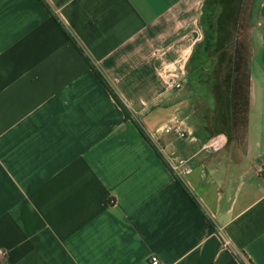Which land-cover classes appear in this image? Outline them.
Returning <instances> with one entry per match:
<instances>
[{"label":"crops","instance_id":"crops-1","mask_svg":"<svg viewBox=\"0 0 264 264\" xmlns=\"http://www.w3.org/2000/svg\"><path fill=\"white\" fill-rule=\"evenodd\" d=\"M44 1L161 157L39 0H0V264H264V0L243 114L234 71L182 90L204 0Z\"/></svg>","mask_w":264,"mask_h":264},{"label":"rangeland","instance_id":"rangeland-1","mask_svg":"<svg viewBox=\"0 0 264 264\" xmlns=\"http://www.w3.org/2000/svg\"><path fill=\"white\" fill-rule=\"evenodd\" d=\"M251 7L252 0H204L199 19L202 37L185 67L182 90L200 95L208 82L225 83L223 78L234 71L238 73L234 80L231 79L236 92L235 109L243 114L247 62L255 34L252 27L257 19V12ZM217 49L221 50L219 54ZM222 52H226V58L221 55ZM216 55L224 61L223 67L211 75ZM226 66L229 70H225ZM240 126H243L242 118Z\"/></svg>","mask_w":264,"mask_h":264},{"label":"trees","instance_id":"trees-1","mask_svg":"<svg viewBox=\"0 0 264 264\" xmlns=\"http://www.w3.org/2000/svg\"><path fill=\"white\" fill-rule=\"evenodd\" d=\"M42 5L44 6V8L50 13V15L54 18V20L58 23V25L64 30L66 36L69 38V40L74 44V46L76 47V49L82 54V56L84 57V59L86 60V62L89 64V66L91 67V69L93 70V72L95 73V75L97 76V78L99 79V81L102 83V85L106 88V90L110 93V95L112 96L113 100L116 102V104L122 109L126 119H129L134 126L136 127V129L138 130V132L140 133V135L144 138V140L155 150V152L160 155V152L158 151L157 147L154 145V143L150 140V138L148 137V135L145 133V131L142 129V127L139 125V123L133 119L131 113L129 112V110L126 108V106L121 102V100L119 99V97L115 94V92L113 91V89L110 87V85L108 84V82L104 79V77L101 75V73L96 69V67L94 66V64L91 62V60L89 59V57L84 53V51L80 48V46L78 45V43L76 42L75 38L70 34V32L64 27V25L61 23V21L57 18L56 15H54L48 4L44 1V0H39ZM262 0H252V7L253 10L256 11L258 13L259 10V6L261 4ZM251 7V8H252ZM255 22V21H254ZM218 47V46H217ZM217 54H219L221 52L220 49H217ZM224 53L226 52H222L221 55L223 54V56L226 58L227 56L224 55ZM218 55H216L215 60L212 63L211 66V75H214L215 72H217L218 70H220L223 67V62L221 60V58L218 60ZM225 64V63H224ZM229 70V68L226 66L225 70ZM236 70V69H234ZM232 74V73H231ZM231 74L229 73L228 75L226 74L227 78H223L224 81L227 82L230 81V77ZM164 162L166 163L167 167L168 164L167 162L164 160ZM169 168V167H168ZM170 170V169H169ZM171 171V170H170ZM173 174V173H172ZM175 179L178 182V184L180 185V187L182 188V190L190 197V199L192 200V202L195 204V206L201 210V207L199 205V203L197 202V200L195 199V197L190 193V191L188 190V188L185 186V184L182 182V180L175 175Z\"/></svg>","mask_w":264,"mask_h":264},{"label":"built area","instance_id":"built-area-1","mask_svg":"<svg viewBox=\"0 0 264 264\" xmlns=\"http://www.w3.org/2000/svg\"><path fill=\"white\" fill-rule=\"evenodd\" d=\"M174 87L179 88L180 84H176ZM161 131L164 133L168 132H173L176 137L180 139H192V135L190 131L185 130L182 127V123L178 119H173L172 122L169 124H165L162 128ZM226 139L223 136H213L207 141H205L203 144H201V149L204 151H211V152H216L222 146L225 144ZM168 164L169 169L171 172L176 175V176H182L185 174H188L191 171V168L188 166V161L184 158H180L177 156H170L165 160ZM258 174L262 177H264V166H261L258 170ZM0 254L3 255V252L0 251ZM150 264H159L158 259L155 256L150 257L149 259Z\"/></svg>","mask_w":264,"mask_h":264}]
</instances>
